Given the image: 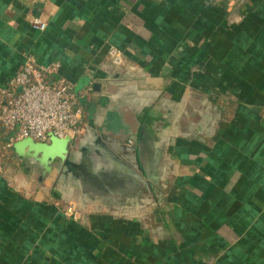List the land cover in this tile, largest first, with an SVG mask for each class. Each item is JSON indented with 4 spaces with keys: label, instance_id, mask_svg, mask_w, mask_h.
I'll use <instances>...</instances> for the list:
<instances>
[{
    "label": "crops",
    "instance_id": "1",
    "mask_svg": "<svg viewBox=\"0 0 264 264\" xmlns=\"http://www.w3.org/2000/svg\"><path fill=\"white\" fill-rule=\"evenodd\" d=\"M26 55L106 96L117 198L74 218L8 165L0 264H264V0H0V83Z\"/></svg>",
    "mask_w": 264,
    "mask_h": 264
},
{
    "label": "built area",
    "instance_id": "2",
    "mask_svg": "<svg viewBox=\"0 0 264 264\" xmlns=\"http://www.w3.org/2000/svg\"><path fill=\"white\" fill-rule=\"evenodd\" d=\"M27 21L39 31L44 30L47 25L46 18L34 14L28 15ZM107 54L105 61L112 67L111 70L125 68L139 72L136 65H124L121 56L113 48L109 49ZM59 66L58 59L39 64L30 55H26L25 62L11 77L0 83V176L8 165L19 170V177L14 178L15 188L24 193L25 190L29 191L26 186V181L30 179L27 173L31 166L35 165L38 168L35 175L37 180L30 179V184L41 189L46 202L58 205L75 218L80 211L86 209L84 203H80L75 196L71 198L55 188H53L55 195L50 193L48 196L43 182L38 183L52 170L51 164L55 160L58 162L59 157L45 158L41 152L27 147L18 150L15 146L17 141L25 138L32 142L48 144L52 137H58L66 139L67 148L64 155L68 156V149L87 138L92 146L91 158L98 155L99 164L106 162L105 155L97 145L107 132L105 130L101 133L104 128L99 122L94 121L91 125L89 106L82 102V99L94 101L92 98L94 83L85 80L83 84L57 76ZM123 143L127 147L135 145L131 138L124 139ZM107 159L105 164L111 165L112 159L109 155ZM59 160L64 164L62 157ZM12 175L15 176V173Z\"/></svg>",
    "mask_w": 264,
    "mask_h": 264
},
{
    "label": "rangeland",
    "instance_id": "3",
    "mask_svg": "<svg viewBox=\"0 0 264 264\" xmlns=\"http://www.w3.org/2000/svg\"><path fill=\"white\" fill-rule=\"evenodd\" d=\"M103 62H105V58L103 59ZM122 85V81H119L118 83H116L115 87L116 89H120L122 88ZM107 136L110 135H106L104 139L102 138L101 143L104 146L109 147L108 142H104L105 140H109V138H111H107ZM118 148L120 147L118 146L115 149L120 151V149ZM128 148L129 150H131L135 147ZM91 149L92 146L88 142V139L84 138L82 141H80V143L74 145L70 150L68 149L69 155L67 157H62V161H66V163H61V161L59 160L61 159V157H59L58 162L55 160L51 164L52 170L46 173L45 177H42L41 180L38 181V183L41 184L43 182V184L45 185V180L47 178L54 177V181L52 182L51 187L55 189H60L64 194H68L71 198H74L75 196V198L80 203L82 202L83 198L88 204L89 200H95L96 196L104 198H117L113 196L115 193L113 191L114 187L112 186L111 181H109V179L114 176H107L106 174L110 173V171L108 173L103 171V169L105 168L110 169L111 165L100 163L96 166H93V159L91 158ZM99 170L103 172L95 173ZM16 171L19 173V170L16 169ZM36 171L38 172V168L35 165L31 166L30 170L27 173L31 180H37V177L35 176ZM15 177L19 176H14V178ZM48 183L50 185L51 181L49 180ZM53 194L55 195L54 192Z\"/></svg>",
    "mask_w": 264,
    "mask_h": 264
},
{
    "label": "water",
    "instance_id": "4",
    "mask_svg": "<svg viewBox=\"0 0 264 264\" xmlns=\"http://www.w3.org/2000/svg\"><path fill=\"white\" fill-rule=\"evenodd\" d=\"M106 96L101 95L98 100H94L91 102L82 99V102L86 105L88 104V115L91 125L94 124V121L99 122L106 131H116L117 128H120L118 117L112 111L97 112L99 108L98 106H103L104 101H106ZM113 114V115H112ZM18 150H22L27 147L30 150L41 152L42 156L45 158H56V157H67L64 155L67 148V141L63 138L52 137L50 143H36L31 140L25 138L19 140L15 144ZM66 160V158H65ZM66 163V161H64Z\"/></svg>",
    "mask_w": 264,
    "mask_h": 264
},
{
    "label": "bare ground",
    "instance_id": "5",
    "mask_svg": "<svg viewBox=\"0 0 264 264\" xmlns=\"http://www.w3.org/2000/svg\"><path fill=\"white\" fill-rule=\"evenodd\" d=\"M108 68V65L107 64H103V69H107ZM99 164V157H98V155L96 156V157H94L93 158V162H92V165L93 166H96V165H98Z\"/></svg>",
    "mask_w": 264,
    "mask_h": 264
}]
</instances>
